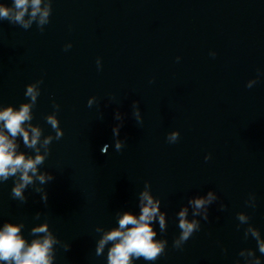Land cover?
Returning a JSON list of instances; mask_svg holds the SVG:
<instances>
[{"label": "water", "instance_id": "95a60500", "mask_svg": "<svg viewBox=\"0 0 264 264\" xmlns=\"http://www.w3.org/2000/svg\"><path fill=\"white\" fill-rule=\"evenodd\" d=\"M38 80L32 123L44 135H55L45 117L60 106L64 135L40 168L54 180L43 185L46 203L31 187L26 203L14 200L13 178L0 182V226L24 223L31 241L46 220L61 242L54 264H107L110 245L95 254L96 228L118 226L125 210L138 215L147 181L167 214L156 238L168 243L158 260L134 264H244L239 251L256 243L236 214L264 236V0H52L43 31L0 20V106L28 102L26 85ZM209 190L218 199L208 219L196 217L200 230L173 247L178 211Z\"/></svg>", "mask_w": 264, "mask_h": 264}, {"label": "clouds", "instance_id": "9594fccd", "mask_svg": "<svg viewBox=\"0 0 264 264\" xmlns=\"http://www.w3.org/2000/svg\"><path fill=\"white\" fill-rule=\"evenodd\" d=\"M52 13V0H13L8 6L0 3V20L20 25L24 29H29L35 23L43 31L44 26L49 24ZM27 17V19H25ZM71 48V44L65 49ZM214 56L215 53H212ZM179 59V58H178ZM100 66V60L97 59ZM42 80L26 85L25 97L28 102L21 103L19 107L13 105L0 106V182H7L13 178L11 196L14 200L26 203L28 197L26 190L31 187L41 195L45 203L48 194L43 185L54 180V176L41 171L40 168L50 154V145L54 140H60L64 133L60 127L57 112L60 106L53 103L55 111L45 117V121L50 125L55 135H44L43 129L39 125H34L33 108L41 94L40 85ZM250 88V85H247ZM94 97L88 100V106L94 103ZM134 115L139 121L138 102L133 103ZM117 119H121L119 113ZM113 134L118 135V128L113 129ZM180 133L172 131L167 136L169 143H175L179 139ZM22 138L23 145L32 150L34 155L20 151L18 139ZM125 144L116 141V151H121ZM211 159V155L205 156V160ZM218 197L214 191L209 190L205 195H196L188 199L187 206H183L177 213L179 235L173 241V247L182 249L184 244L198 232L201 228V217L208 219V209L211 204L217 201ZM247 206L255 207V196L250 194L245 202ZM139 214L125 210L117 213V225L110 229L97 227L96 232L100 233L97 241L95 254L101 256L107 248V264H134L135 260L156 261L165 253L168 241L157 239V231L154 224L158 223L160 232L167 229L166 213L161 211V200L155 197L151 191V184L145 182L144 188L138 194ZM221 209L224 205H220ZM191 208V219L189 209ZM40 213H36V219L40 218ZM236 218L239 221L237 228L243 227V238L245 241L251 237L255 240L256 248H242L238 256L243 258L244 264H261V256L264 255V236L260 230L250 223V216L246 212H238ZM24 223H13L5 221L0 226V262L2 264H54L56 259L55 246L60 244L59 239L50 229L49 223L33 226L29 235L33 237L31 241L23 235ZM69 245H64L65 250ZM236 264H240L238 259Z\"/></svg>", "mask_w": 264, "mask_h": 264}]
</instances>
